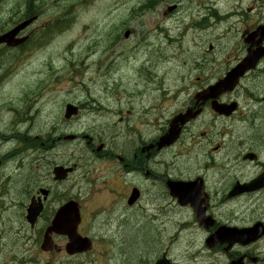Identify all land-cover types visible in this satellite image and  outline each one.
<instances>
[{
	"label": "rangeland",
	"instance_id": "rangeland-1",
	"mask_svg": "<svg viewBox=\"0 0 264 264\" xmlns=\"http://www.w3.org/2000/svg\"><path fill=\"white\" fill-rule=\"evenodd\" d=\"M17 1L21 2L19 11L12 7ZM145 1L1 0L0 33L13 27L23 16L37 12L33 4H41L42 12L26 32L31 37L38 33L43 38L47 37L43 29L52 20L55 24L60 19L64 9L62 6L70 9L72 21L58 32H52L47 39H41L44 46L37 42L30 51L27 48L17 52L0 49V72L6 73L0 80V159L10 156L8 153L13 149L17 153L11 156L13 160L0 173V185L9 178L7 174L11 173L13 177L9 194L3 198L0 190V264H140L152 259L160 248V253L170 250V239V252L177 264L228 263L226 252L208 249L204 235L186 230L181 224L184 220H192L188 210L172 205L170 216L157 212V208L163 210L166 206L160 202L158 192L156 201L148 202V187L152 188L150 180L142 183L146 188L143 203L130 209L120 196L108 191L106 196H101L93 192L95 186L90 183L86 186L91 195L88 198L86 193L82 197L87 198L86 206L91 214L86 217L82 231L86 235L96 236L99 245H106L110 241L108 248L114 247L113 239L116 243L113 259H110L113 253L105 252L102 246L78 258L64 252L56 255L44 252L41 249L43 229L51 209L58 206L54 200L34 228L26 220L24 200L29 189L26 178L33 176L34 171L40 176L39 181H44L42 175L47 170L51 172L59 162L74 160L76 149L81 147L80 141L66 140L58 142L62 146L59 149L46 152L47 145L42 137L47 134L40 133L42 125H47L50 135H55L52 126L61 122L68 102L82 104L81 100L87 98L89 107L83 109L76 120L81 125L72 124V131L98 135L108 140L109 148H114V138L131 137L133 133L139 134L141 139L158 135L167 118L183 108L191 91L214 83L229 65L246 54L243 30L262 21L256 12L264 10V2L257 0H212V5L208 3L209 0H160L156 13H131L134 7ZM56 5L62 6L57 8ZM173 5L177 7L171 10L170 6ZM205 13L215 16L211 22L218 21L222 14H230L232 19L215 28L211 22H206L202 25L206 29H201L202 26L197 23L200 15ZM209 30L211 32L206 33ZM127 31L131 32L128 38L125 36ZM182 89L185 91L181 92ZM187 90L190 92L187 93ZM257 94L264 96V71L247 75L238 92L227 96H238L242 106L232 118L217 117L207 110L191 125L189 132L196 136L185 134L177 149H169L160 157L164 163L182 165L190 175L198 173L199 168H219L224 165L221 164L223 160H229L230 166L220 168L223 175L220 183L214 172L207 173L211 182L209 190L214 195L219 215V204L222 201L232 202L223 200V188L234 178L249 180L256 173L254 164L238 160L234 151L253 145L264 156V107L255 101ZM102 106L110 107L115 114H108ZM5 107L8 109L6 112ZM146 108L151 112L145 114ZM128 110L134 114L128 115ZM102 111H106L103 117ZM20 115V119H27L19 128L26 135L3 143L6 137L1 131L6 127L12 135ZM121 116L126 118L120 121ZM60 129L64 132V126L60 125ZM66 137L69 138V135ZM28 138L34 139L25 140ZM87 147L83 139L81 158L84 165ZM24 148L28 149L22 151ZM214 148L221 151L214 154ZM28 153H36L37 159L29 160L26 156ZM211 155L217 159V163L208 166L206 163L211 160ZM108 161H111V157L95 163L92 179L100 176L99 167L111 169L107 166ZM23 168L25 171L20 172ZM180 171L183 170L177 169L174 173L180 176ZM120 173L115 171L116 176ZM81 175L79 171L57 189V194L67 195L74 191L82 179ZM133 182L131 176V184ZM112 186L118 188L116 183ZM149 192L151 194V190ZM232 204L233 209L225 204L226 211L222 216H241L248 218V222L257 217L264 219V199L246 196L234 200ZM113 209L115 211L110 213ZM254 209L257 212L253 214ZM152 214L159 218L152 219ZM158 228L161 232L155 235ZM177 232H180L178 238L174 237ZM147 239L150 241L136 251L137 241ZM118 240H123L120 244L125 254L120 251L122 247L118 251ZM177 240L178 246L174 247ZM65 243L64 238L56 239V244L62 248ZM257 252H261L264 258V239L258 244Z\"/></svg>",
	"mask_w": 264,
	"mask_h": 264
},
{
	"label": "flooded vegetation",
	"instance_id": "flooded-vegetation-1",
	"mask_svg": "<svg viewBox=\"0 0 264 264\" xmlns=\"http://www.w3.org/2000/svg\"><path fill=\"white\" fill-rule=\"evenodd\" d=\"M258 1L263 2V0H257V2ZM261 23L263 22H259L258 25H260ZM258 25H256L255 23L251 24V29L249 31L256 32ZM258 40H259V37L254 39L253 43L256 44ZM262 71H264V57L260 61V64L258 65L257 69L254 72H262ZM236 92L237 91L221 95L220 101L226 104H231V103L233 104L236 101L238 102V99H237L238 96H235V97L233 96L229 98L227 97ZM254 99L260 105L264 103V96L257 94L256 97H254ZM74 103L78 104L79 113L71 117L68 120L65 119V115L63 113V118L61 122H57L55 123V125L52 126V128L54 129L55 135L53 136L50 135V133L47 131L49 127L47 125L46 126L42 125V129L40 132L43 135L47 134V136L42 137V139H44V143L47 145L46 152L50 151V153L62 147L61 144L58 142H61V141L65 142L66 140L80 141L81 147L79 149H76V155H75L74 160H70V162H61V163L59 162V164H64V166H73L74 170L72 173H70L67 176L65 180H56L53 174V168L55 167H53L51 172L50 170H47V172L42 175L44 178V181L42 182L39 181L40 176L36 172L33 171L34 175L31 176L30 178L27 177L25 180V182L28 183L29 185V189L26 191L27 196L25 197L24 203L28 204L31 200H36L39 202L43 201L44 209L41 214V217H42L47 213L48 206L52 200H54L56 204H61L62 202L66 201L67 198L65 197L67 195H68V198L70 197V198H75V199L79 197L82 198L84 193L85 194L87 193L88 195L89 192L85 191V188L89 183L95 186V190L93 191L94 193H100L101 191H104V189H106L108 192H111L112 194L115 192L119 193L120 195L125 194L128 198L130 196L132 189L137 187L141 191V197L138 200V202L140 203L142 200L144 201L146 198V195L144 192V189L146 188H145V185H143L142 183L148 182L150 180V186L152 185L151 186L152 188L148 187L149 188L148 189V195H149L148 202L150 203L155 202L156 193L158 192L159 198H161L160 202H162L163 205H165L166 207L163 210H160L159 208H157L156 210L159 214H163L164 212V213H167L168 216H170L169 214L172 212V208H171L172 205H175L176 208H178L179 204H178L177 199L170 195L167 181L169 179L193 180L196 177V175L188 174V172L185 171L186 168L184 167H182L183 171H180V176L175 174L174 171L179 169L178 165L174 163H163L160 158L163 150H160V151L157 150L156 142H157V138L161 134H163L162 132L165 126L169 124L170 118L167 119L164 126L160 129V133L158 135L150 136L144 140L140 138L139 134H136V137L133 139L134 141L133 145L131 144V137H126V136H124L123 138L118 137L117 139L114 138L112 140V144L114 148H110L107 151H105L106 148L102 149L101 151H98L96 147L100 143L97 142L96 138L94 139V138L89 137L90 142L88 143L89 147H87V149L85 150L87 154L85 155L86 160H85V165H84L82 162V158H81L83 155L82 134H76L75 132L72 131V124L74 125L78 124V126L81 125L76 120L79 119L81 115V111L84 109V107L82 106L81 103L80 104L77 102H74ZM194 103L195 101H193V94H192L189 96V98L185 102L184 108L193 106ZM34 107L35 106H33L32 109ZM206 108L210 111H213L210 107V102L207 103ZM128 112L130 113L131 111H128ZM216 116H220V115L217 114ZM21 117H22L21 115L18 116V119H20ZM220 117H224V116H220ZM119 120L123 121L124 118H120ZM66 122L68 124L67 128H66ZM24 123H25V119H20L18 121L17 127L16 129L13 130V134H12L14 136V139H16L18 136L26 135V133H21L19 131L20 125ZM60 125L64 126V129H63L64 132H62V130L60 129ZM191 125L192 124H188L183 128V131H182L183 134H191L189 132ZM66 132H69V134H66ZM67 135H69L71 138L70 139L67 138L66 137ZM32 139L34 138H28L25 140H32ZM152 145L154 146L151 147L149 150L146 149L147 146H152ZM253 152L256 153V156L254 160L252 161L256 169V173L253 176V178H256L260 175V173L264 171V156L259 150H253ZM36 155H37L36 153H28L26 156L29 160H31V159H37ZM109 157H111V161H108L107 164H109V167L111 169L105 170L103 167H99L98 172L100 173V176L97 177L96 179H92L93 178V168H94L95 163L98 160L103 162L105 161V159L107 158L109 159ZM162 167L164 169H162ZM24 171L25 170L22 169V171L20 172H24ZM79 171H81L82 173L81 175L82 179L80 178L79 184L77 187L74 188V191H71L67 195L65 193L60 194V195L57 194L58 192L57 189L60 188L62 185H64L67 181H69ZM115 171L116 172L120 171L122 173L116 176ZM212 171H214L215 173L214 176L217 177V182L220 183V181L223 180V176L218 175L220 171L215 170V168L207 169L205 173L197 175V177L202 176L205 180L206 191L208 192L209 200H210L208 204L207 215L212 216L214 218L213 224L209 227H205L204 225H201L200 222L197 220L199 224L198 227L200 229V232H205L206 236H211L213 232L216 231L221 226L242 228V227L254 226L260 221L264 223V219L259 218V217L255 218L251 222H248L249 221L248 218H242L241 216H235V215L227 216V217L222 216V213L226 211V209L224 208L225 204L227 208L233 209L234 206L232 202L235 199H238L239 197L240 198L243 197V195L247 196L248 194H251L249 196H255L257 197L258 200H263L264 199V187L254 190L250 193H245L242 195L235 196L234 197L235 199H233L232 202L222 201V203L224 204H222V206L219 208V212H220V215H219L217 211L215 210V207L212 206L214 204V202L212 201L213 196H212V193L208 189L211 182L209 181V176L207 175V173L211 174ZM10 174L11 173L7 174L9 175L8 176L9 178L6 181L2 182V184L0 185V190L2 191L1 197L3 198L4 196H7L9 194L8 193L9 184L13 178ZM7 175H5L4 177H6ZM131 176H133L134 178V182L132 184H131ZM115 183L117 184L118 188H114L112 186ZM138 183H141V185ZM155 188H157V190ZM43 189L49 191L47 196L44 195L42 191ZM150 190H151V194L149 192ZM229 190L227 191V193L229 192ZM121 191H124V192H121ZM46 197L47 199H45ZM223 200L228 201L226 196H224ZM51 211L53 213L54 209H51ZM147 212L148 211L146 210V213ZM255 212H257L256 209L253 210V214ZM54 213L52 215H54ZM158 218L159 217L156 218L155 214H152V219H158ZM160 232L161 231L158 228L156 232L157 234L155 233V235H159ZM263 239H264V236L261 239L256 240L246 245L241 244V243H235L233 248L227 252V254L229 255V259H230L228 264H231L233 259L235 260L237 258H241L237 264H264V258L262 257V253L257 252L258 244ZM123 240L117 241L118 251L120 250V247L123 246L122 244H120V242ZM220 245H223V246H220ZM228 245H229L228 243L219 244V246L225 252H226V246ZM177 246H178V240L177 242L174 243V247H177ZM122 249L123 247L121 248L120 251L122 253L124 252L125 254L126 251H123ZM160 251H161V248L159 252L156 253L152 259L144 260L141 262V264L158 263L160 260V256H159ZM165 252H167V254L169 255L168 250H166ZM128 260L130 259L128 258Z\"/></svg>",
	"mask_w": 264,
	"mask_h": 264
},
{
	"label": "water",
	"instance_id": "water-1",
	"mask_svg": "<svg viewBox=\"0 0 264 264\" xmlns=\"http://www.w3.org/2000/svg\"><path fill=\"white\" fill-rule=\"evenodd\" d=\"M28 20L13 30L9 31L8 33L0 36V44L7 43L9 46H15L21 42H23L25 39H19L16 40L15 37L19 33L21 29L26 27L31 21ZM129 33H127L128 35ZM261 52H250L247 57L244 58V60L237 66L235 69L228 75V77L222 81H220L215 87H212L208 91H206L204 94L200 95L204 101L208 99L209 97L213 96V94L220 93L221 91L225 90H231L235 87L237 84L239 78L245 74V72L249 69H253L256 66V63L258 59L261 56ZM222 87L221 89H219ZM71 107V106H70ZM69 107L67 116L69 117L72 112L71 108ZM195 116V114H188L183 115L178 118H176L169 130V132L160 138V141L158 142V146L162 147L165 145H169L170 143L174 142L179 134H180V126L178 122H181V124H184L189 118ZM56 172L60 174V177H62V173H66L62 168H57ZM173 185L174 183L171 182ZM175 189V195H178L180 202L182 204H187L191 201V204L194 206L196 202V197H198L191 188H187L184 186L182 182L177 183L173 186ZM41 207H38L36 204H32L28 210V216L27 219L32 224L35 223L38 213H40ZM199 214L201 213V210L198 209ZM80 213H79V207L78 204L74 201H69L64 206L60 208V210L57 212V215L55 219L52 221L51 226L47 229V232L44 237V243L42 245V248L44 250H52L54 247V243L51 237V233L55 232L62 235H67L69 238V242L66 245L67 252L69 254L74 253H81L88 251L92 248V242L88 237H82L78 234L77 228L80 223ZM224 233L220 232L218 233L219 237H211L208 241L210 245L215 244L218 240H232L238 241L241 240L243 236L242 233H238L237 231L232 234L230 237L221 236ZM264 234V226L262 224H259L256 226V230L251 235L245 237V240H243L244 243L255 241L259 237H261ZM157 264H170L169 261L162 259Z\"/></svg>",
	"mask_w": 264,
	"mask_h": 264
},
{
	"label": "trees",
	"instance_id": "trees-1",
	"mask_svg": "<svg viewBox=\"0 0 264 264\" xmlns=\"http://www.w3.org/2000/svg\"><path fill=\"white\" fill-rule=\"evenodd\" d=\"M149 239H150V238H149ZM149 239L144 240L143 242L137 241L139 244H137V247L135 248V250L138 251V250H139V246H140V247H143V245H144L145 243H147V241H148V242L150 241ZM129 252H133V251H129Z\"/></svg>",
	"mask_w": 264,
	"mask_h": 264
},
{
	"label": "bare ground",
	"instance_id": "bare-ground-1",
	"mask_svg": "<svg viewBox=\"0 0 264 264\" xmlns=\"http://www.w3.org/2000/svg\"><path fill=\"white\" fill-rule=\"evenodd\" d=\"M79 38V37H78ZM61 72V71H60ZM61 74V73H60ZM9 79V78H8ZM17 100V99H16ZM15 102V101H14ZM10 105V104H9ZM25 105V104H24ZM15 107H16V105H15ZM37 120V119H36ZM29 122V121H28ZM33 125V124H32ZM22 126V125H21ZM35 126H36V124H35ZM38 128V127H37ZM23 132V131H22ZM8 141V140H7ZM158 186V185H157Z\"/></svg>",
	"mask_w": 264,
	"mask_h": 264
}]
</instances>
